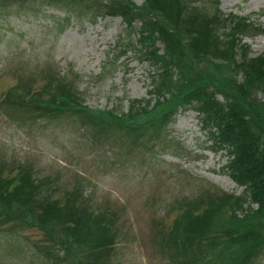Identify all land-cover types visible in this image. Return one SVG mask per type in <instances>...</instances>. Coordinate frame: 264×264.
I'll return each mask as SVG.
<instances>
[{"label": "rangeland", "instance_id": "obj_1", "mask_svg": "<svg viewBox=\"0 0 264 264\" xmlns=\"http://www.w3.org/2000/svg\"><path fill=\"white\" fill-rule=\"evenodd\" d=\"M263 55L264 0H0V177L17 166L27 180L0 184V264H264V130L249 128L259 151L235 165L238 184L228 168L242 141L225 144L213 119L247 110L232 94L264 124ZM129 101L167 115L101 119H125ZM205 202L162 233L178 207Z\"/></svg>", "mask_w": 264, "mask_h": 264}, {"label": "trees", "instance_id": "obj_2", "mask_svg": "<svg viewBox=\"0 0 264 264\" xmlns=\"http://www.w3.org/2000/svg\"><path fill=\"white\" fill-rule=\"evenodd\" d=\"M262 60L264 61V58ZM251 67H252V65H251ZM250 73H251L250 71H248V72L244 71V84L248 82L250 75H251ZM257 78H258V83H259V81L261 80V77H257ZM262 80L264 81V75L262 77ZM238 89L241 90V88H238ZM228 97L232 101L231 104L233 105V109H234V107H236L238 110L239 108H241L243 106H245L247 108V110L244 112L237 111L235 113L233 111L232 114L227 112L228 115H230L232 117L231 119H229V117H228L230 134L232 132H235V135H238L240 141H242V147L241 148L244 149L243 150L244 157L241 156L240 151L237 150V158H236L237 159L236 163L238 165L240 164V166H241V162H243V161H246V162L253 161L252 159L255 156V153H257L259 151L258 139L256 137H254L257 135H254V133H252L249 130V128L258 126L262 130H264V124L262 123V120H263L262 116L263 115L258 111L257 107L250 106V105L247 107L246 105L241 104L242 102L237 97L233 96L232 94L228 95ZM241 113H243V114L241 115ZM226 119H227V116H226ZM244 143H246V144H244ZM233 170H235L236 173H238L237 167ZM238 174H240V173H238ZM252 175H253V177H252ZM252 175L251 174L246 175V177L249 180H252L253 182H255L257 184V189H255V193H259L258 184L263 182V180L261 179V177H257L254 172L252 173ZM240 176H241V174H240ZM36 187H38V186H35V185L30 186L29 189H32V188L35 189ZM26 193H28V191ZM257 200L261 201L259 198ZM0 209H1V207H0Z\"/></svg>", "mask_w": 264, "mask_h": 264}]
</instances>
